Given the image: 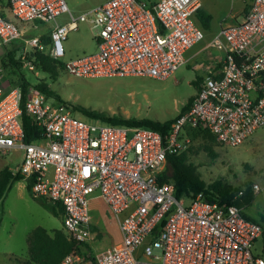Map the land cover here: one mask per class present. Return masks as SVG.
<instances>
[{"label": "built area", "instance_id": "2783aa9c", "mask_svg": "<svg viewBox=\"0 0 264 264\" xmlns=\"http://www.w3.org/2000/svg\"><path fill=\"white\" fill-rule=\"evenodd\" d=\"M199 5L105 0L73 16L65 0H0V45L22 36L17 56L29 69L26 55L36 47L74 76L165 78L203 38L193 19ZM64 13L69 20L61 23ZM34 20L51 24L47 43L23 37L16 22ZM78 21L94 30L96 50L63 61V40ZM210 44L224 52L218 73L201 80L189 106L164 133L81 119L70 105L34 87L22 104L20 87L5 86L0 75V152L22 150L16 171L25 183L32 180L30 193L61 205L65 233L76 242L92 238L94 198L107 205L120 231V241L91 253L92 259L73 250L60 264H264L252 249L262 228L243 214V206L209 199L202 191L176 198L172 181L160 180L167 153L192 144L189 129H207L218 143L235 146L264 125V0H251L243 19L220 28ZM23 110L42 129L41 137L24 140Z\"/></svg>", "mask_w": 264, "mask_h": 264}, {"label": "rangeland", "instance_id": "374dc122", "mask_svg": "<svg viewBox=\"0 0 264 264\" xmlns=\"http://www.w3.org/2000/svg\"><path fill=\"white\" fill-rule=\"evenodd\" d=\"M105 0H65L73 16L86 13ZM11 17V15H10ZM88 17L90 15L88 14ZM63 23L69 20L68 13L57 19ZM23 37L47 34L50 23L38 20L19 22ZM94 30L88 21H78L76 28L67 31L63 46L65 50L62 60L70 57L94 52L96 42ZM22 37V36H21ZM21 37L7 45H0V57L17 44L23 45ZM32 70V71H31ZM23 67L22 71L32 83L44 82L61 97L62 100L77 106L104 112L109 115L151 118L159 121L176 116L193 93L192 79L195 70L182 65L165 78L140 75H110L79 77L69 74L64 68H56L55 78L38 70ZM0 75L4 85H8L9 75L0 63ZM73 115L90 120L78 110ZM200 143V138L192 141L193 146ZM216 156L211 157L202 148L190 153L192 161L201 178L206 183L214 180L226 181L241 190L248 189L252 193L250 200L243 206V212L249 217L259 219L264 214V125L257 128L240 144L231 146L215 143ZM22 156L21 149L0 152V168L9 165L13 171L18 168ZM256 183L258 190L252 185ZM59 208V204L55 205ZM90 218L103 225L102 229L85 242L91 253L97 252L113 244L112 232L109 228L116 225V219L107 205L101 201H91ZM61 214L51 213L42 203V199L34 197L26 188L25 181L20 179L0 199V264H21L27 257V237L35 226L47 229L60 228ZM112 226V230L114 227ZM83 251L85 247L82 246ZM253 252L264 258V235L254 242Z\"/></svg>", "mask_w": 264, "mask_h": 264}, {"label": "trees", "instance_id": "16d2710c", "mask_svg": "<svg viewBox=\"0 0 264 264\" xmlns=\"http://www.w3.org/2000/svg\"><path fill=\"white\" fill-rule=\"evenodd\" d=\"M198 17L204 24H207L209 16L202 11H197ZM42 42L47 43L49 36L47 34L40 35ZM21 44L13 46L7 50L0 57V63L2 67L9 75L8 83L11 86H19L22 91L21 103L28 94L29 87H34L38 91L42 92L48 97L54 98L56 101L70 105L72 111L78 110L83 115L90 119H100L104 122L117 124V125H130V126H144L162 133L166 132L175 118L180 115L190 104L192 97H190L179 113L164 121H159L151 118H139V117H125L117 115H109L101 111L89 109L83 106L73 105L61 99V97L44 82H36L32 84L23 73V62L19 56H16V51L19 50ZM26 59L30 60L33 64V68L38 69L51 78H55L57 74L56 68H62V62L54 59L46 54L44 51L32 48L26 55ZM28 70H31L28 68ZM32 71V70H31ZM21 125L24 133V140L31 141L41 137L42 129L31 119L29 115L22 111ZM191 139L200 138V143L197 146L192 144L184 151L179 153H167L166 165L160 175L161 181L170 180L174 185V195L176 198L189 197L192 194L202 191L204 195L209 199H217L220 202L233 203L238 206H244L248 203L252 193L248 189L244 190L242 195L234 198V195L239 190L238 187H234L226 181L214 180L210 183H206L201 178L200 173L197 171L196 165L189 160L190 153H195L199 148H202L211 157L216 156V151L213 147L215 143L218 144L215 135L207 129L191 128L189 129ZM22 179V174L18 171H13L11 167L3 165L0 168V199L5 193L12 187V185ZM32 180L29 179L26 183V188L30 192ZM43 205L53 214L57 215L62 213L63 209L61 205L56 208L55 205L42 200ZM243 214L257 222L264 235V214L260 215L259 219H254ZM82 246L85 247L83 251ZM76 251L92 259L91 251L88 250L86 243L76 242L69 238L63 229H53L52 232L43 226H35L27 237V257L22 260L21 264H60L63 256L70 251Z\"/></svg>", "mask_w": 264, "mask_h": 264}, {"label": "crops", "instance_id": "0c3cea01", "mask_svg": "<svg viewBox=\"0 0 264 264\" xmlns=\"http://www.w3.org/2000/svg\"><path fill=\"white\" fill-rule=\"evenodd\" d=\"M199 2L200 5L195 11L193 15V19L195 23L202 29L203 38L184 52L185 62L182 64L192 67L196 73L195 78L191 80L194 86V90L193 93L189 96V98L190 97L193 98L194 94L196 93L199 87L201 80L206 75L218 73L220 62L221 59L223 58L224 52L222 49H218L217 47L211 45L210 44L211 40L217 34L220 28L241 21L251 3V0H199ZM198 10L204 12L209 16L208 18L209 20L207 24H204L201 21V19L198 17L197 14ZM96 200H98V202L101 201L103 204H105L99 198H94L91 201H96ZM89 209H90V204H89ZM60 214L62 218L61 211ZM92 224L94 229L92 236L94 237V235L97 234L99 230L102 229L101 227H103V225H101V223L97 221L94 222L92 221ZM61 225H62V219H61ZM112 226L110 225L109 228L112 232L113 244H115L120 241L121 235L118 225L117 224L114 225L113 230H112ZM53 229H47V230L48 232L51 233ZM59 229L64 230L63 225ZM100 249L103 250L105 249V247Z\"/></svg>", "mask_w": 264, "mask_h": 264}, {"label": "water", "instance_id": "95a60500", "mask_svg": "<svg viewBox=\"0 0 264 264\" xmlns=\"http://www.w3.org/2000/svg\"><path fill=\"white\" fill-rule=\"evenodd\" d=\"M18 53H19V50L16 51V56H17Z\"/></svg>", "mask_w": 264, "mask_h": 264}]
</instances>
